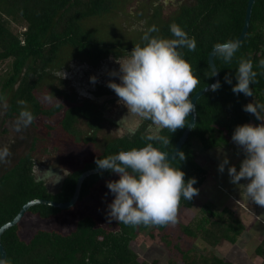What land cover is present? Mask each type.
<instances>
[{"label": "trees", "instance_id": "trees-1", "mask_svg": "<svg viewBox=\"0 0 264 264\" xmlns=\"http://www.w3.org/2000/svg\"><path fill=\"white\" fill-rule=\"evenodd\" d=\"M122 0H0V104L8 96L6 111L0 124L1 135L6 134L8 122L15 123L21 106L18 101L27 102L28 110L34 115L33 127L37 132L44 127V140L34 137L27 151L20 159L0 176V227L12 221L21 208L36 199L66 203L71 200L78 177L85 171L98 168L95 161L120 151L142 148L148 143L167 153L174 151L183 129L175 133L164 129L159 135L170 139V144L163 145L157 140L146 139L144 128L132 136H123L107 144L100 156L69 173L62 181L61 188L54 193L48 190L45 182L34 176L33 156L37 144L41 141L45 147L52 144L56 134L67 136L76 134V126L81 120L87 122L91 131L100 128L102 115L93 104H71L63 93H58L61 100L50 104L39 100L34 91L55 71L62 67L64 51H70L81 63H97L103 57L116 53L118 43H108L101 39L96 29L87 28L82 23L91 18L101 17L115 11ZM248 0H198L197 14L187 16L186 22L178 23L189 38L196 42L195 51L180 48L183 58L192 66L193 74L200 80L192 96L213 82V73L208 64V56L216 43L236 40L243 28ZM21 29L14 30L13 27ZM150 36L166 39L175 37L170 27L162 25ZM143 46L140 40L124 50H131L136 44ZM250 59L253 71L257 73L255 82L250 85L252 96L243 93L234 94L236 70L239 60ZM264 59V0H255L250 17V24L245 38L230 63L214 55L213 62L219 75L220 88L202 95L195 105L196 122L187 140L179 152L185 159L178 156L170 161L172 167L185 173V182L194 178V188L199 190L207 177L206 170L197 162L193 150V142L199 143L203 151H211L225 146L232 141L237 126L261 121L264 110L258 109L259 119L252 113L244 111V106L253 103L264 105V68L259 61ZM228 75L232 83H226ZM62 94V96H61ZM191 96V98H192ZM191 113L188 116L189 123ZM41 121V127L37 121ZM54 123V124H52ZM94 142L92 137L85 138ZM233 142V141H232ZM224 143V144H223ZM52 144V145H51ZM245 158V156H244ZM111 171L87 177L81 186L77 205L90 197L91 191L101 181L110 176ZM196 196V195H195ZM195 196L187 201L181 198L178 208L193 207ZM62 210L37 205L32 206L24 216L38 215L52 218ZM180 233L191 239H199L207 246L215 249L222 242L236 243L238 218L233 210H218L211 203H205L200 216L189 225H179ZM172 224L156 225H125L114 221L107 226L99 223L96 218L87 216L79 219L69 233L38 230L28 240L19 236V225H15L1 235L0 243L5 257L10 264H157V260L146 262L138 258L131 250L130 243L143 231L157 230L164 233ZM165 238V239H164ZM169 236L162 240L171 250L180 254L181 264H233L214 253L195 256L182 250L177 243L172 245ZM254 254L264 264V237L254 249ZM173 264V263H172Z\"/></svg>", "mask_w": 264, "mask_h": 264}, {"label": "clouds", "instance_id": "clouds-1", "mask_svg": "<svg viewBox=\"0 0 264 264\" xmlns=\"http://www.w3.org/2000/svg\"><path fill=\"white\" fill-rule=\"evenodd\" d=\"M157 31L155 26L149 28L142 37L143 46L136 44L126 58L116 61L119 64L120 83L109 82L107 87L114 91L120 102L128 109V115L121 121L130 114L141 120L151 121L153 134L146 139L157 140L167 146L170 139L159 133L164 129L175 133L176 130L186 127L188 116L194 111L191 96L200 80L193 74L191 64L178 51L180 48L195 51V39L189 38L175 23L170 25L174 39L149 35ZM239 47V41L229 40L214 44L213 52L225 63H230ZM259 67L264 68V59L259 61ZM55 74L60 78L64 76L61 71ZM217 74L218 71H213L212 76ZM110 75L116 76L117 73L112 72ZM256 76L252 61L241 57L236 70L237 83L232 88L233 93L252 96L250 85L255 82ZM224 79L226 83H232L228 75ZM92 80L94 82V78ZM219 88V81L211 85L213 92ZM45 99L51 101L54 97L49 93ZM18 104L21 110L14 124L16 132L27 128L35 120L27 108L26 101L20 100ZM258 109L264 110V105L249 103L244 106V111L252 113L257 119ZM232 141L243 149L245 158L238 172L235 166L228 168L230 182L238 184L242 179L249 181L242 186L245 195L256 205L264 207V124L237 126ZM10 155L11 151L7 146L0 148V162H7ZM168 156L152 143H148L142 148L120 151L118 154L95 161L99 169L109 170L119 176L118 180L106 184L110 193L114 195L112 203L108 205L111 218L132 226L140 224L167 226L176 223L181 198L190 201L198 194V190L193 187L196 180L192 178L185 182V173L179 168L172 167L167 160ZM177 156L185 159L183 152L177 153ZM228 164L229 161L225 158L218 166V170L223 172L224 166ZM34 169L39 174L38 179L46 176L51 182V178H55V182H51L53 184L59 183L62 179L51 169L42 174L35 165ZM0 264L10 262L5 257L0 259Z\"/></svg>", "mask_w": 264, "mask_h": 264}, {"label": "rangeland", "instance_id": "rangeland-1", "mask_svg": "<svg viewBox=\"0 0 264 264\" xmlns=\"http://www.w3.org/2000/svg\"><path fill=\"white\" fill-rule=\"evenodd\" d=\"M139 1L141 0H122L115 11L100 18L87 19L82 24L87 26V28L96 29L98 36L104 41L106 40L108 43L114 44L118 43V47H126L128 46L127 44L142 41V35L139 32L128 31L132 24H125V14L136 11ZM119 12L123 13L124 16H119ZM13 29L18 30L21 28L18 26L13 27ZM62 57L63 62L60 70L49 75L36 88L34 94L39 100L47 101L50 104L61 100L58 93L63 92H65L63 95L71 103L80 104L84 101H89L88 99L78 98L77 94L79 93L75 91L76 87L74 86L81 82L79 77L83 79L85 75H90V72L85 71L86 66H84L90 65V63L84 62L82 64L81 59H75L72 53L67 50L64 51ZM59 71L64 74L63 78L55 74ZM87 83L89 84L90 82ZM88 84L86 85L90 88ZM86 91L91 94L88 89ZM86 91L81 90V93H85ZM49 93L56 101L54 99L51 101L45 99ZM8 99L9 93L0 104V124L6 111ZM119 101V99L111 100L109 107L105 105L108 108V112L102 117L100 128L97 131H91L87 126V122L81 120L76 126V134L71 136L68 134L67 136L56 134L52 141L53 146H55L54 148L45 147L44 143L41 142L45 139L44 136L46 135L44 127L40 128V132L35 131L33 127L23 128L20 132H16L14 130L15 123H6L5 127L8 126V131L3 135L0 133V148L7 146L11 151V155L7 157V162H0V175L20 159L33 142V138L36 137L41 140L37 144L33 156L36 168L41 174L47 171L45 168H49L53 173L62 177L60 182L55 184H53L55 178H51V182L53 183L47 181L49 178L46 179V176L43 179L41 178L48 187V190L54 193L61 188L65 175L84 168L87 163L92 162L96 157L100 156L105 146L115 139L123 136L130 137L136 132L141 131L142 127L145 129L143 132L145 135L153 134L151 121L149 120H141L139 117L132 116L131 114V116L126 118L127 120L123 121L121 119L126 117L123 114L119 115L120 120L114 117L113 115L117 109L115 104ZM123 106L125 105L123 104ZM41 121H37L40 127ZM262 124H264V117L261 121L252 123L251 125L258 126ZM86 137H92L94 142H87ZM193 150L197 162L206 170L207 177L195 196L193 207L190 209H177L176 223L179 225H189L190 222H193L200 216L201 208L205 203H211L218 210L223 208L233 210L237 214L239 223L236 228L237 231H240V237H238L236 244L231 245L228 242H222L213 249L199 239L183 236L177 224H172L164 233H160L157 230L151 232L153 236L148 234L150 233L149 230L139 233L130 243L131 250L136 253L139 259L146 262L157 260V264H181L179 252L168 248L164 242L165 240H162L164 234L169 236L166 240H170L172 245L178 243L182 250L188 251L193 255L195 254L197 257L211 252L233 264H260V259L253 251L258 241H254L253 237L259 236L258 234H261L263 230H261L259 222H256L253 218L254 213H256L259 220L264 219V207L256 205L245 195L242 186L246 185L249 181L242 179L238 184H233L230 182L231 177L228 175V168L230 166H235L237 172L239 171L240 164L245 156L243 149L234 142L229 141L221 148L203 151L199 143L194 141ZM225 158H227L229 164L224 166L223 172H220L218 166ZM38 175L34 169V176L37 178ZM118 179L119 176L111 172L110 176L101 180L92 189L90 197L83 200L77 208L61 211L55 217L42 218L31 214L23 216L22 220L17 224L19 225L18 233L20 238L28 240L38 230H53L68 233L79 219L87 216L96 218L104 226L113 224L115 219L110 217L108 205L112 203L114 195L110 193L106 184L109 181H116ZM243 204L244 207L241 206ZM259 230L262 232H259ZM257 231L259 232L258 234H256Z\"/></svg>", "mask_w": 264, "mask_h": 264}, {"label": "flooded vegetation", "instance_id": "flooded-vegetation-1", "mask_svg": "<svg viewBox=\"0 0 264 264\" xmlns=\"http://www.w3.org/2000/svg\"><path fill=\"white\" fill-rule=\"evenodd\" d=\"M197 7H198V0H141L139 1L138 9L136 11H132L128 14H125L126 15L125 24L126 23L132 24V26L129 28L128 31H137L143 37L144 34L148 31V29L151 28L152 26H155L157 29L160 28L162 25H166V26L168 25L170 27L172 23H175L178 26H180L178 23L182 24L183 22H186L188 15L192 14L193 18L195 17L198 11ZM118 15L121 17L124 16V14L121 12H119ZM132 44H127V45L129 46ZM123 48L125 47H117L116 53L111 55L109 54L108 56L103 57L95 64L90 63V65H84L86 66L85 71L90 72V75H85L83 79L79 77L81 82H79L77 85L74 86L76 87L75 91L79 93L77 94L78 98L80 97V99H88L89 101H84V102H89L93 104L96 110L99 113H101L102 117L105 116V114L108 112V108L105 105H108L109 107V104H111V100L114 101L115 99H119L118 96L114 93V91L111 90L109 87H107V84L109 82L117 83V84L120 83L119 64L116 63V61H119L122 58H126L128 56V53H130L132 50V49L124 50ZM112 72H116L117 75L116 76L110 75V73ZM92 78H94V82ZM87 82L90 83L88 84ZM86 84H88L90 88H88ZM86 89H88L89 92H91V94H89L86 91ZM81 90H85L86 92L81 93ZM83 103H80V105ZM75 105H79V104L76 103ZM115 106L117 107V109L115 111L116 113L113 116L118 118V120H120L119 115L122 114L124 116L128 115V109L125 106H123L122 102L120 101L117 102ZM45 169H47V171L49 170V168H45ZM32 172H34V166ZM66 176L67 175H65V177ZM46 179L48 178L46 177ZM78 205L75 204L71 209L77 208ZM74 227L75 225H73L72 229Z\"/></svg>", "mask_w": 264, "mask_h": 264}, {"label": "water", "instance_id": "water-1", "mask_svg": "<svg viewBox=\"0 0 264 264\" xmlns=\"http://www.w3.org/2000/svg\"><path fill=\"white\" fill-rule=\"evenodd\" d=\"M254 1L255 0H248V2H247L243 28L241 30V33H240L239 37L235 41H239L241 43L242 40L245 38L247 32H248V28H249V24H250L251 11H252V7H253V4H254ZM213 58H214V52L212 50L210 52L209 56H208V64H209V67H210L212 73H213V71H217L216 68H215L214 62H213ZM213 77H214L213 82L210 85L204 87L203 89H201L200 91L196 92L192 96L191 102L194 105V111L191 113L190 121L187 124L185 130L183 131L181 137L178 139V141H177V143L175 145L174 151L171 154H169V156L167 157L168 162L174 160L177 157V153H179L182 145L187 140L190 132L192 131V129H193L194 125H195V122H196V113H195L196 101L202 95H204L205 93L211 91V85L212 84H214L217 81H219V75L218 74L213 76ZM106 171H108V170L95 168V169L83 172L77 179V183H76V186H75V191H74V194H73L71 200L66 202V203H56V202H53V201L42 200V199H36V200H32V201L28 202L27 204H25L21 208L19 213L16 215V217L12 221H10V222H8V223H6V224H4L3 226L0 227V237L4 233V231H6L7 229L17 225L22 220V218L25 215V213L32 206L44 205V206L54 207V208L60 209L62 211L71 209L77 203V200L79 198V194H80V190H81V186H82L83 181L87 177H89L91 175L102 174V173H104ZM3 258H5V251L3 250L2 246H1V243H0V259H3Z\"/></svg>", "mask_w": 264, "mask_h": 264}, {"label": "crops", "instance_id": "crops-1", "mask_svg": "<svg viewBox=\"0 0 264 264\" xmlns=\"http://www.w3.org/2000/svg\"><path fill=\"white\" fill-rule=\"evenodd\" d=\"M1 175H2V174H1ZM1 175H0V176H1ZM241 206L244 207V204L241 205ZM248 213H250V212H248ZM254 214H255V215H254V218H253V219H254L256 222H259V224H260V226H261V230H263V232H262L261 230H259V232H262L261 234H258V233H259L258 231L256 232V234H258L259 236H254V235H253V236H254V237H253V240H254V241H258V243H259V242L263 239V237H264V236H263V233H264V219L259 220V219L257 218V216H256L257 214H256V213H254ZM236 215H237V214H236ZM239 234H240V233H239ZM239 234H238L237 237H240ZM237 240H238V239H237ZM236 242H237V241H236ZM235 244H236V243L231 244V245H235ZM257 245H258V244H257ZM257 245H256V246H257ZM256 246H255V247H256ZM255 247H254V249H255ZM254 249H253V251H254ZM259 259H260V258H259ZM260 261H261V259H260Z\"/></svg>", "mask_w": 264, "mask_h": 264}]
</instances>
